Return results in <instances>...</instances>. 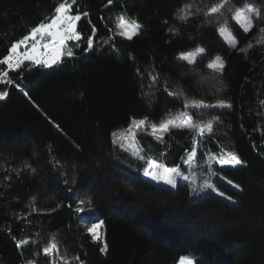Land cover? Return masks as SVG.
I'll list each match as a JSON object with an SVG mask.
<instances>
[{
	"label": "trees",
	"instance_id": "obj_1",
	"mask_svg": "<svg viewBox=\"0 0 264 264\" xmlns=\"http://www.w3.org/2000/svg\"><path fill=\"white\" fill-rule=\"evenodd\" d=\"M61 2L0 0V59ZM218 3L76 0L81 39L50 68L28 60L10 73L0 85V264H264V24L245 32L232 18L251 6L264 20V0L210 15ZM122 20L140 32L123 38ZM200 47L203 63L219 57L223 69L181 58ZM182 113L211 132L171 125L162 138L141 134L143 152L173 166L195 148L201 159L232 148L242 165L214 167L227 197L194 198L116 161L117 131Z\"/></svg>",
	"mask_w": 264,
	"mask_h": 264
},
{
	"label": "rangeland",
	"instance_id": "obj_2",
	"mask_svg": "<svg viewBox=\"0 0 264 264\" xmlns=\"http://www.w3.org/2000/svg\"><path fill=\"white\" fill-rule=\"evenodd\" d=\"M124 21H126L127 23L125 24V27L123 29H121L118 26V33L120 36H122L125 39H128V34H132V38H133L136 34L140 32L141 26L138 30H135V32H133L132 20H124ZM76 25H77V22H76ZM121 32H124L125 34L121 35L120 34ZM223 36L226 39L230 40V38L227 36V32H223ZM50 43H45V44H50ZM45 44L36 46L39 52L43 53V52L49 51V49L44 47ZM201 48L203 47H200L195 51L184 54V55H189V60L187 61L188 62L194 61L190 63L197 67H206L209 64L214 63V62L217 64L221 63L220 61L217 62V60H214L210 63H203L202 57H203L204 51L202 53L199 52V49ZM61 51L63 54V48ZM12 53L13 52L11 51V54ZM60 60L57 63H59ZM218 68L219 67L210 68V69L216 70ZM199 107H203V106L199 105ZM140 121H141L140 119L133 120L129 127L117 131L114 135V143L116 147L115 159L119 164L143 176L144 178L149 179L150 181H152L153 183L157 185L171 188L174 190L188 191L192 194L194 198H198L209 192H213L216 195L224 197V198L227 197L225 193L216 185L218 181L220 180L222 181L223 179L220 177L219 173L216 171L214 167L216 165H219L221 167L234 168L231 165H227L223 163L225 159L230 158L228 156L229 153H233L236 155V153L234 152L232 148L225 147L219 151L220 154L213 153L211 156L207 155L205 159L200 158L198 154V150L197 148H195L193 151L187 154V156L181 163L177 165H173V166H167L164 163L157 162L151 157L147 156L143 152V147L140 145L141 134L151 135L156 138H162L163 135L168 131L171 125H180L186 128H193V129L199 130V132H201L200 128L203 127L204 128L203 132H207L208 131L207 125L211 124L213 128L212 123H207L203 125H195L188 113H182L178 115L175 118V120H172L171 123H169L170 121H167L159 126L150 125L146 123L144 120H143L144 123L140 124ZM164 124H168L167 130H164V128L162 127ZM241 165L242 163L235 167H239ZM171 167H176L181 172L180 176H174L177 182V186L175 188L166 184L163 179L167 175L165 170ZM146 171L150 173H155L156 175L161 177V179L159 180L152 179L150 175H145ZM183 177H187V179H184ZM208 184H211L213 187L208 188L207 187ZM221 192L224 193V195H220ZM96 231H98V229ZM50 253H51V250L49 251V254ZM184 257L190 260L192 264H195V260L193 257L191 256H184ZM178 264H180V261L178 262Z\"/></svg>",
	"mask_w": 264,
	"mask_h": 264
},
{
	"label": "snow or ice",
	"instance_id": "obj_3",
	"mask_svg": "<svg viewBox=\"0 0 264 264\" xmlns=\"http://www.w3.org/2000/svg\"><path fill=\"white\" fill-rule=\"evenodd\" d=\"M76 3V0H71V3L68 2V0H63L59 4V6L55 9L57 15L51 20V23L45 24L41 23L39 27L34 28L32 30V35L35 36L36 33L41 32L42 30H46L47 34L51 37V43L50 44H45L44 47L49 49L48 52H39L37 47L35 45L32 46L30 51H26L23 53V56H17L16 63L17 65L20 64L21 59L25 60H31L35 64H43L45 67H52L54 64H56L62 56V48L65 46L67 41H79L81 39L80 34L76 31V22L81 19V16L79 14L77 15H70V10L72 9V6ZM109 3H111V0H109ZM226 6L231 7V0H220V3L216 4L215 6H212L209 9V14H216L221 11V9H225ZM190 5H186V8L190 9ZM84 15H87V13H84ZM181 19H187V12H185L184 15L180 16ZM233 19L236 20V22L244 29L245 32L250 31V29L253 27V20H256L257 23L264 24V20L260 19V12L255 11L253 14V8L251 6H246L243 8H236L234 15L232 17ZM127 22L122 20L119 24V27L123 29L125 27V24ZM132 28L133 32L135 30H138L140 28V25L137 24L135 21H132ZM221 32L225 31V27H222ZM94 31V29H93ZM259 31L261 33H264V26L260 27ZM121 35H124V32L120 33ZM132 38V34H128V39ZM28 39L26 36L23 40H20L16 45L12 46L11 51L15 53L17 51V48L24 44L25 41ZM92 39L89 38L87 40V44L89 48L92 46ZM251 47V45H249ZM204 49L201 48L199 49V52H203ZM243 51V49H242ZM67 55L71 57L73 55L71 49L68 50ZM184 60H189V55H182L181 57ZM13 59L11 55L6 56L4 59H0V64H8L9 67H11L10 61ZM217 62H219L220 58L217 57ZM194 62V61H190ZM209 68H216L219 67L220 70L223 69V64L222 63H211L208 65ZM8 72H4V76H7ZM7 83H11V81H7ZM7 96V92H0V99H4V97ZM226 107H231V105H224ZM144 121L141 120L140 124H143ZM171 123V121L169 122ZM164 130H167L168 124H164L162 126ZM207 129L209 132L212 130V125L209 124L207 125ZM201 133H203L204 128H200ZM228 156L230 157L229 159H225L223 161L224 164L231 165L233 167L240 165L242 163L241 159L233 154L229 153ZM167 175L163 178L164 182L171 187L175 188L177 186V182L174 178V176H180L181 172L178 168L176 167H171L167 168L166 170ZM145 175H150L152 179L154 180H159L161 177L156 175L155 173H150V172H145ZM184 179H187V177H183ZM229 183H232L231 180L228 181ZM208 188H212L213 186L211 184L207 185ZM220 195H224V193H220ZM231 197H229L230 199ZM83 203V201H82ZM80 210V209H78ZM103 222L99 223H93L92 226L88 229V231L95 236L96 235V230L101 226ZM23 243H27V241H24ZM52 249H56L57 245L53 243L51 245ZM107 249V244L104 245L102 250ZM50 249L45 248L44 252L45 254H48ZM77 259H79L77 257ZM32 264V262H30ZM180 264H192L190 260H188L186 257H181Z\"/></svg>",
	"mask_w": 264,
	"mask_h": 264
},
{
	"label": "built area",
	"instance_id": "obj_4",
	"mask_svg": "<svg viewBox=\"0 0 264 264\" xmlns=\"http://www.w3.org/2000/svg\"><path fill=\"white\" fill-rule=\"evenodd\" d=\"M69 14L71 15V13ZM50 42H51V37L47 34L46 30L36 33L35 36L29 37L24 44L19 46L18 50L15 53L11 54V56L13 57V59L10 61L11 67H9V65L6 64L5 67L3 68L0 64V85L7 84L10 73L22 69L25 63L28 61L25 59H21L20 64L17 65L16 63L17 56L22 57L23 53L29 51L33 45L37 46ZM4 72H8V75L4 76Z\"/></svg>",
	"mask_w": 264,
	"mask_h": 264
},
{
	"label": "crops",
	"instance_id": "obj_5",
	"mask_svg": "<svg viewBox=\"0 0 264 264\" xmlns=\"http://www.w3.org/2000/svg\"><path fill=\"white\" fill-rule=\"evenodd\" d=\"M43 31V30H42Z\"/></svg>",
	"mask_w": 264,
	"mask_h": 264
}]
</instances>
